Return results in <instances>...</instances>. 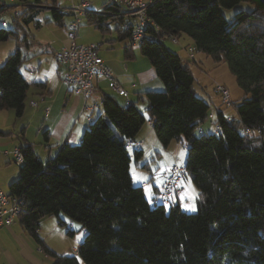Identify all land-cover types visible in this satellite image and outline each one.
Here are the masks:
<instances>
[{
	"label": "trees",
	"instance_id": "1",
	"mask_svg": "<svg viewBox=\"0 0 264 264\" xmlns=\"http://www.w3.org/2000/svg\"><path fill=\"white\" fill-rule=\"evenodd\" d=\"M12 1L22 11L14 28H0V42L16 37L14 51L0 65V110L21 117L30 87L39 84L20 71L28 58L20 48L30 44L27 27L40 22L36 17L43 9L51 12L44 20L57 24L63 13L59 0ZM242 2L253 8L239 9L231 19L223 15L222 8H239ZM5 8L0 4V12ZM146 12L153 25L138 47L163 87L140 91L126 104L104 94L102 114L79 142L64 143L45 162L19 137L23 162L7 191L21 199L17 220L52 257L51 264H264V0H150ZM124 15L123 6L112 0L99 11L89 9L84 23L102 34L113 25L117 40H129ZM182 35L195 52L225 61L245 93L235 104L237 117L215 109L216 133H197L211 108L195 93L192 60L164 44L165 38ZM132 50L128 43L127 58ZM140 100L147 103V117L136 107ZM147 121L164 148L172 141L185 146V181L197 191L196 211H183L179 196L168 205L154 203L159 189L149 199L142 185L133 184L131 157L137 163L142 151L126 142L135 141ZM59 213L83 229L76 255L54 252L38 234L47 216H57L63 226Z\"/></svg>",
	"mask_w": 264,
	"mask_h": 264
},
{
	"label": "crops",
	"instance_id": "2",
	"mask_svg": "<svg viewBox=\"0 0 264 264\" xmlns=\"http://www.w3.org/2000/svg\"><path fill=\"white\" fill-rule=\"evenodd\" d=\"M80 1L81 0H59L60 11L63 13L61 23L57 24L52 21L48 22L43 20L37 24V28L47 29L52 32L54 37H50L48 41L45 40L44 42H47V46H50V48L53 49V53L59 50L63 45H66L68 43L67 28L70 21L72 20V15L68 12L67 8L72 3L78 4ZM107 1L112 0H90V10H101L102 4ZM123 11L125 12L123 18V27L125 28L126 24H130L132 22V18L128 15L124 6ZM45 18L48 17L45 15L43 19ZM49 19L50 18H48L47 20ZM81 27L84 28L82 29ZM81 27L78 30L77 37L75 39L76 42H95L99 44L98 55L110 66L117 82L128 92V98L115 95L110 90L108 81L104 78H99L95 80V90L91 93L89 99H87L88 103L92 101L96 104V106L92 110L83 111L82 107L84 104V98L80 95H77L71 86L63 82L61 77L63 69L59 68L55 70V72H52V70L51 72L48 71V76L50 74V77L44 75L42 80L35 79L28 81L26 79L28 82L39 83L38 85H33L30 87V90L32 87H37L40 89V91L38 92L40 96L39 102L36 103L30 99V101L28 102V105L31 109L29 115L21 121L17 122V124L14 119L12 120V122L15 123H9L6 121L7 118L11 119L12 117L10 112H8L9 109H6L7 112L5 114H1L3 112H0V167L2 165L10 164L13 162L12 151L15 148H20L21 145L19 137L24 136V138L28 142L32 143L28 139V130L31 126L30 120L32 118L40 116V114L42 116V120L40 121V123H36V132L39 133L43 130V135L45 133L48 134L45 141V147L55 145L59 148L64 143L75 144L73 142H79L82 136V130L84 131V129L94 119L102 114L101 99L104 94L115 95L121 103L126 104L127 101L132 102L136 100V94L140 91L151 89L160 90L162 88V85L158 77L156 76L154 68L150 64L149 60L140 53L139 47L138 52H136L134 50V47L132 46L133 57H126L125 50L126 46H128L129 40H117L113 25H111V30L109 31V33L106 34H102L101 32H99L90 23H84ZM107 36H109L107 40L108 43L102 44L105 41V37ZM181 37L182 36H180V38ZM191 44V40L189 39L186 40L185 43H182L183 46H181V44H178L180 45L179 47H174H177V49L180 50V47ZM167 47L171 50L176 51V49L174 48H171L169 46ZM41 65L42 63L39 62L40 67ZM139 102L143 103L141 110L139 111L142 114L145 112L147 113L146 101L140 100ZM47 109L48 112L46 111ZM222 112L224 113V111ZM144 125L135 136V141L141 142V146L139 149L142 151V156H144L145 153H149L154 150H157V152L155 153L159 154L158 150L163 147L158 140L152 125L148 121L146 122V126ZM214 132L216 133L217 130H215ZM8 138H11V141ZM12 139L14 141H17H15L16 144H14ZM39 143L40 142H38V144ZM171 146L172 142H170V144L166 148L170 149ZM176 148H179V146L172 149L170 154L172 155V157H174L176 154L174 153ZM33 149L40 159L41 156H44L45 153H43L40 148H38V151L35 150L34 144ZM50 154L51 150H48V156H50ZM170 161L171 158H168L165 166L157 170H151L149 166L146 168L139 167L148 170L146 174L137 172L139 173V178L137 179L136 183L137 185L143 186L144 193L147 198H152L156 194L158 189H160L162 183H159L158 181H162L161 171L172 165L173 162ZM14 180L15 179L11 180L10 182ZM179 200L180 206H182L180 195ZM46 219L43 218L40 221V225L38 228V234L41 236L43 235L44 238L56 231L54 220H52V218ZM76 252L77 247H73V253L76 254ZM43 253L44 251L22 228L17 218L10 226L0 228V264L7 263V261L10 262V264H43L44 259L41 257ZM48 264L51 263L49 262Z\"/></svg>",
	"mask_w": 264,
	"mask_h": 264
},
{
	"label": "rangeland",
	"instance_id": "3",
	"mask_svg": "<svg viewBox=\"0 0 264 264\" xmlns=\"http://www.w3.org/2000/svg\"><path fill=\"white\" fill-rule=\"evenodd\" d=\"M61 1V0H60ZM0 4L6 5V8L0 12V28H14L13 19L14 17L22 11V7L18 5L17 3L13 2L12 0H0ZM253 8V5L249 2H242L239 5V8H231L226 9L222 8V13L227 19H231L236 11L245 10L249 11ZM42 12V13H41ZM36 19L40 22L43 21L45 15L50 18L51 12L48 9H43L41 11ZM25 28V25L23 26ZM82 28V27H81ZM84 28V27H83ZM82 28V29H83ZM28 30V43L29 45H25L24 42L21 43L20 48L22 50L23 55L28 56V58L23 61L20 71L22 75L28 80H42L44 75L47 77H50V74L48 76V71L52 72L57 69H63V66H61L57 60L54 57L53 49L50 48V46H47V42H44L45 40H49L50 37H54L52 32L43 29V28H37V25L35 22H30V24L27 27ZM24 32L19 31L18 37L20 39H23ZM109 36L105 37V41L102 44H107ZM179 44L182 45V43H185L186 40H189V37L182 35V37L178 38ZM164 44L166 46H169L171 48L176 49L175 52L178 53V55L181 58L187 59V53H186V46L180 47L181 49H177L180 45L175 43H170L169 38H165ZM177 46V47H174ZM16 47V37L10 36L6 41L0 42V65L5 61L6 57L9 55V53L13 52ZM134 50L138 52V45H133ZM174 51V50H173ZM191 60V59H189ZM39 62L42 63L41 67L39 66ZM190 67L193 72V75L195 77V82L193 84L195 93L197 96L203 98L206 100L211 108L210 112L214 109L222 110L224 111L225 115H229L232 117H237V113L235 110V104L238 103V101L244 97L245 93L244 91L237 85L235 76L229 71L228 66L225 61H214L211 57L203 54V53H197L195 52V57L192 61H190ZM160 81V80H159ZM161 83V81H160ZM215 84L222 85L225 89H227L228 95H229V105H226L222 100V94L215 89ZM162 85V83H161ZM163 87V85H162ZM40 91L37 87H32L31 90L28 91V97L25 101V109L23 116L16 117L14 114V111L9 109L8 112L11 114V119L7 118V122L15 123L21 121L22 119L26 118L29 115V112L31 111L28 102L30 99L36 103L39 102V94ZM108 92V89H107ZM143 103L138 102L136 104V107H138L139 110H141ZM0 112H3L1 114H5L6 110H1ZM143 115L146 117L147 113H143ZM215 117V115H214ZM5 118V117H3ZM15 120V122H12V120ZM42 120V116H37L35 118H32L30 120V127L28 130L29 140L34 144L35 150H39L40 148L44 154V156H41V160L45 162L48 157H54L55 153L58 150V146H46V140L43 135V130L39 133L36 132V123H40ZM146 126V123L145 125ZM16 127V126H15ZM22 127V126H21ZM204 128V130H203ZM21 129V128H20ZM32 129V131H31ZM200 130H202L203 133L209 134L216 130V125H210V120L207 118V120L200 125V127L197 129V133H201ZM19 131V130H18ZM38 133V134H37ZM83 133V130L81 132V135ZM38 135V136H37ZM11 141V138H8ZM13 140V139H12ZM16 141V140H15ZM14 144H16V142ZM38 142H40L38 144ZM75 144L77 142H73ZM180 143H177V141H172V146L170 149L168 148H161L158 150H154L149 153H145L144 156L137 162L134 159V157H131L130 161V172L132 173V182L134 185H137V179L139 178V173L141 172L143 174H146L148 172L145 168H139V166L147 164L151 170L154 169H161V167H164L167 163V159L171 158L170 162H173V157L171 154L172 149L175 147H178ZM48 150H51L50 156H48ZM4 151V150H3ZM129 152L131 153L132 150L129 149ZM175 156L178 158V163L184 164L185 158H186V148L175 149ZM40 159V158H39ZM147 170V171H146ZM18 177V165H16L14 162L6 165H2L0 167V188H2L4 191L8 190L9 183L13 179H16ZM9 181V182H8ZM196 189L190 179H187L185 181L184 190L180 194V199L182 201L181 208L183 211L187 213H191L196 211ZM59 217L64 221V225L61 226L58 223V218L55 215L47 216L46 218H52L55 223L56 231L54 233H51L44 238V236L39 235L43 240L45 245L53 250L54 252L58 254H65V255H76L73 253V247H77L78 244L83 239V229L81 228L80 224L77 222L69 220L63 213H59ZM47 220V219H46ZM18 224V223H17ZM73 232L72 235H68L66 232L68 228ZM31 236V235H30ZM32 237V236H31ZM33 238V237H32ZM35 241V239L33 238ZM36 242V241H35ZM48 242V244H47ZM37 244V243H36ZM66 251V252H63ZM41 257L44 259L43 264H48L49 262L52 263V257L46 253H43ZM7 261V260H6ZM3 264H10V262L7 261V263Z\"/></svg>",
	"mask_w": 264,
	"mask_h": 264
},
{
	"label": "built area",
	"instance_id": "4",
	"mask_svg": "<svg viewBox=\"0 0 264 264\" xmlns=\"http://www.w3.org/2000/svg\"><path fill=\"white\" fill-rule=\"evenodd\" d=\"M116 1L125 7L128 15L132 18V22L125 25V28L129 27L131 29L129 43L132 46L141 44L143 40L148 38L147 29L150 25H153L152 19L146 12L149 1ZM90 7V0H81L78 4L72 3L67 8L68 12L72 15V20L67 28L68 43L54 52L55 59L63 66L61 75L63 82L71 86L77 95L84 98L83 111L92 110L96 106L92 101L88 103L87 99H89L91 93L95 90V80L99 78H104L108 81L109 88L115 95L128 98V92L117 82L110 66L98 55L99 44L95 42L77 43L75 40L78 30L85 22V16ZM169 39L172 43L179 44L178 37L171 36ZM185 48L187 58L193 60L195 57L193 46L188 45ZM215 89L222 94V101L226 105H229L227 89L220 84H215ZM46 111L48 112V109ZM214 115L215 109L208 115L210 125L213 126L215 125ZM126 146L139 149L141 142L128 140ZM179 148L183 149L185 146L180 144ZM12 155V161L16 165H20L23 162L22 152L19 148H15L12 151ZM161 176V187L152 202H161L168 205L172 199L179 196L184 190L186 178L184 165L178 163V159L173 157L172 165L163 169ZM20 204L21 199L19 197L10 196L0 188V228L8 227L14 222L20 212Z\"/></svg>",
	"mask_w": 264,
	"mask_h": 264
},
{
	"label": "snow or ice",
	"instance_id": "5",
	"mask_svg": "<svg viewBox=\"0 0 264 264\" xmlns=\"http://www.w3.org/2000/svg\"><path fill=\"white\" fill-rule=\"evenodd\" d=\"M159 183H162V181H158Z\"/></svg>",
	"mask_w": 264,
	"mask_h": 264
}]
</instances>
